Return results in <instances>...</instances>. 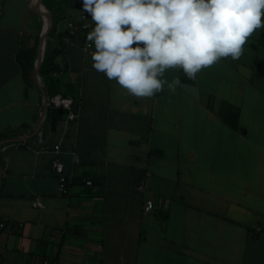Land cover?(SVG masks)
I'll list each match as a JSON object with an SVG mask.
<instances>
[{"label":"crops","instance_id":"obj_1","mask_svg":"<svg viewBox=\"0 0 264 264\" xmlns=\"http://www.w3.org/2000/svg\"><path fill=\"white\" fill-rule=\"evenodd\" d=\"M83 10L0 0V264H264V29L238 60L195 80L169 70L182 86L136 99L92 68ZM43 23L45 43L61 48L59 91L79 98L77 119L54 125L47 104L40 122L34 65L17 60L40 44ZM222 102L240 108L238 129L218 114ZM55 156L71 175L68 194Z\"/></svg>","mask_w":264,"mask_h":264},{"label":"clouds","instance_id":"obj_2","mask_svg":"<svg viewBox=\"0 0 264 264\" xmlns=\"http://www.w3.org/2000/svg\"><path fill=\"white\" fill-rule=\"evenodd\" d=\"M94 23L92 68L128 95L146 99L182 86L169 70L197 75L221 59L238 60L264 29V0H82Z\"/></svg>","mask_w":264,"mask_h":264},{"label":"trees","instance_id":"obj_3","mask_svg":"<svg viewBox=\"0 0 264 264\" xmlns=\"http://www.w3.org/2000/svg\"><path fill=\"white\" fill-rule=\"evenodd\" d=\"M53 30L50 31V35H53ZM70 35L71 33L67 30L63 35H57V42L62 44L63 36ZM39 44V38L37 37L36 44L32 48H22L17 53V60L20 64L27 69H31L34 65V59L37 56V45ZM61 50L60 47L50 44V40L47 39L45 43V52L43 55L42 62L39 67V75L44 83V90L48 96L61 93L62 97H66L62 92L59 91L60 85V69L55 62V56ZM72 107L76 108L79 104L78 96H72ZM67 109L64 107H48L46 111V118L50 120L51 124L54 125L56 121L63 118ZM221 118L228 123L233 129L239 128V114L240 108L237 105L230 104L228 102H222L217 110ZM6 135V134H2Z\"/></svg>","mask_w":264,"mask_h":264},{"label":"built area","instance_id":"obj_4","mask_svg":"<svg viewBox=\"0 0 264 264\" xmlns=\"http://www.w3.org/2000/svg\"><path fill=\"white\" fill-rule=\"evenodd\" d=\"M74 3L82 5V0H73ZM94 27V23L91 19V16L83 10L82 14L79 18L78 23V30L82 32L81 37V47L84 50L85 53L91 54L95 49L94 45L89 46L86 41L87 33ZM40 76V75H39ZM41 77V76H40ZM46 104L50 107H64L68 111L66 113V118L68 120H76L78 117L79 112V106L76 108L72 107V98L69 97H62L60 94H54L52 96H46ZM56 151L58 149V146L56 145ZM52 169L54 170L56 177H57V188L58 191L61 194H68L70 192V184H71V175L65 171L64 163L63 161L58 157L55 156L51 163ZM87 185H90L92 181L90 179H87L85 181ZM137 187L139 189H144L145 187V181H141ZM153 208V202L151 200H148L147 203L144 206V209L146 211H150ZM5 227L4 221L0 220V230ZM260 231V227L257 229Z\"/></svg>","mask_w":264,"mask_h":264},{"label":"water","instance_id":"obj_5","mask_svg":"<svg viewBox=\"0 0 264 264\" xmlns=\"http://www.w3.org/2000/svg\"><path fill=\"white\" fill-rule=\"evenodd\" d=\"M38 5H41V2H38ZM44 15H46L48 17V11L45 9L43 11ZM45 35H46V30H45V25L43 23L42 26V30H41V37H40V44H39V51H38V57L35 61L34 67H33V73H32V77L33 80L35 81V83L42 89L43 93H44V102H43V107H42V114H41V119L40 122H42L45 111H46V94H45V90L41 84V80L39 77V67L40 64L42 62L43 59V55L45 52ZM0 179H1V170H0Z\"/></svg>","mask_w":264,"mask_h":264}]
</instances>
